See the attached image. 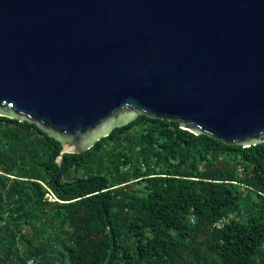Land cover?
Returning <instances> with one entry per match:
<instances>
[{"label": "water", "instance_id": "obj_1", "mask_svg": "<svg viewBox=\"0 0 264 264\" xmlns=\"http://www.w3.org/2000/svg\"><path fill=\"white\" fill-rule=\"evenodd\" d=\"M264 143V0H0V116L80 154L141 115Z\"/></svg>", "mask_w": 264, "mask_h": 264}, {"label": "trees", "instance_id": "obj_2", "mask_svg": "<svg viewBox=\"0 0 264 264\" xmlns=\"http://www.w3.org/2000/svg\"><path fill=\"white\" fill-rule=\"evenodd\" d=\"M61 150L0 116V264H264V143L143 114Z\"/></svg>", "mask_w": 264, "mask_h": 264}, {"label": "built area", "instance_id": "obj_3", "mask_svg": "<svg viewBox=\"0 0 264 264\" xmlns=\"http://www.w3.org/2000/svg\"><path fill=\"white\" fill-rule=\"evenodd\" d=\"M226 222H227V220L223 219V220L219 221V222L216 224V226H222V225H224Z\"/></svg>", "mask_w": 264, "mask_h": 264}]
</instances>
